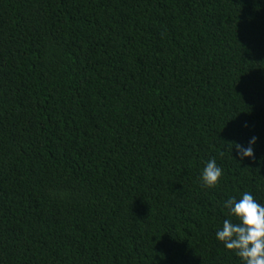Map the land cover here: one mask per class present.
Here are the masks:
<instances>
[{"label": "trees", "instance_id": "16d2710c", "mask_svg": "<svg viewBox=\"0 0 264 264\" xmlns=\"http://www.w3.org/2000/svg\"><path fill=\"white\" fill-rule=\"evenodd\" d=\"M243 192L264 0H0V264H241L215 232Z\"/></svg>", "mask_w": 264, "mask_h": 264}, {"label": "clouds", "instance_id": "9594fccd", "mask_svg": "<svg viewBox=\"0 0 264 264\" xmlns=\"http://www.w3.org/2000/svg\"><path fill=\"white\" fill-rule=\"evenodd\" d=\"M257 138L251 137L248 145L235 143L237 155L241 160L255 159L254 145ZM259 162V161H258ZM223 170L215 158L204 162L201 171L202 185L215 187L221 180ZM227 217L222 227L217 228L215 236L225 249L239 257L241 264H264V204L258 202L252 193L243 192L239 198L231 196L223 202Z\"/></svg>", "mask_w": 264, "mask_h": 264}]
</instances>
